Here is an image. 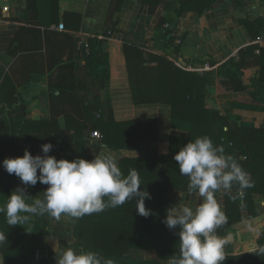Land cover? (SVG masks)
<instances>
[{
    "label": "crops",
    "instance_id": "1",
    "mask_svg": "<svg viewBox=\"0 0 264 264\" xmlns=\"http://www.w3.org/2000/svg\"><path fill=\"white\" fill-rule=\"evenodd\" d=\"M178 1L147 4L144 0H121L116 9L117 0H58L57 13L49 14L47 9L54 5L46 0L34 3L0 0V97L23 108L27 120L55 121L67 126L69 119L87 123L93 114L89 103H95L100 105L105 121L135 124L134 135L130 136L135 150L102 149L98 156L111 152L118 163L140 153L162 157L172 137H186L187 133L171 127L168 106L133 102L124 45L167 54L176 67L188 71L209 64L216 67L215 72L229 58L237 59L241 51L253 45L256 34L264 32V0H216L202 14L185 13L177 17L174 9L178 8ZM37 13L48 19L46 25L36 21ZM161 19L168 20L164 27L171 31L177 52L173 48L164 49L153 38ZM99 36L105 37L103 53L109 61V78L104 88L98 85L97 61L89 63L86 52L83 54L78 46L80 41ZM244 72L246 80L257 77L264 82V48L258 62L247 61ZM216 81L205 89L208 109L238 126L264 128V112L231 107L232 101L245 95L244 92L219 94ZM87 133V142H97L91 138L93 132ZM47 187L44 185L45 190ZM227 193L231 191L216 193L225 215ZM169 197V208L180 204L194 207L202 199L198 193L188 191H173ZM249 207L252 217L251 211L241 206V220L229 224L227 219L218 228L223 230L222 237L227 238L224 255H246L254 264H264V243H260L264 240V198L253 195ZM59 220L68 226L74 217L62 214ZM28 235L30 244L29 229ZM43 245L57 252L58 239L47 235ZM128 257L134 264H168L169 261L159 260L154 250H129Z\"/></svg>",
    "mask_w": 264,
    "mask_h": 264
},
{
    "label": "trees",
    "instance_id": "2",
    "mask_svg": "<svg viewBox=\"0 0 264 264\" xmlns=\"http://www.w3.org/2000/svg\"><path fill=\"white\" fill-rule=\"evenodd\" d=\"M38 0H31L34 3ZM49 14L57 13L58 0H46ZM121 0H117L118 9ZM147 4H156L159 0H144ZM216 0H179L174 9L177 17L185 13L202 14L210 10ZM36 21L42 25L48 23L40 13ZM35 20V19H34ZM167 19H161L153 37L163 44L164 49L178 46L173 43L172 33L165 28ZM260 33L256 34V37ZM255 37V38H256ZM103 40L89 38L81 48L86 52L88 62L98 63L100 75L99 87L104 88L109 78V61L103 53ZM256 46L252 45L241 51L239 57L229 58L215 72L198 74L178 68L170 61L167 54H154L133 46L124 45L129 87L135 104H163L169 107V120L173 129L187 133L186 137H172L168 151L162 157L140 153L138 157L122 158L118 166L126 177L130 169L138 172L141 191H147L151 199H145V207L151 214L144 217L136 211V202L129 201L122 206L107 208L100 213L74 218L68 226L65 222L50 217L37 215L28 223L30 225V244L23 251L21 239L24 226H10L5 215L0 213V232L6 240L0 242V264H57L62 251L71 247L77 254L82 251H94L104 260L113 264H134L128 257L129 250H154L159 260H169L179 256V229H169L163 223L169 209L170 193L188 191L189 180L179 172L174 156L180 147L197 137L208 136L216 146H222L225 154L233 156L250 176L249 187L233 184L227 193L226 216L229 224L241 220L240 208L250 210L252 196L257 194L264 198V128L236 125L230 123L226 116L205 105L206 86L213 85L219 94L244 92L232 103L234 109L264 112V82L257 77L246 80L245 67L249 59L258 62L260 55H255ZM84 54V53H83ZM261 54V53H260ZM93 114L87 123L35 122L25 119L24 109L7 102L0 97V206L16 188L26 187V202L31 204L33 198L43 199L44 185L25 186L14 174H8L2 167L6 158L22 157L25 149L33 156L43 155L41 145L51 143L54 147L48 154L68 161L82 158L93 160L102 149L111 151L135 150L131 137L134 135L133 122L116 123L105 121L100 105L90 104ZM73 124V128L69 125ZM76 126V127H75ZM72 129V131H71ZM86 132H99L100 139L95 143L86 141ZM87 133V134H89ZM39 175V172H38ZM253 216V212L249 213ZM222 229L217 234L222 237ZM51 235L58 239V250L52 252L43 245V238ZM264 241V240H263ZM261 241L260 243H264ZM221 264H254L246 255H224Z\"/></svg>",
    "mask_w": 264,
    "mask_h": 264
},
{
    "label": "clouds",
    "instance_id": "3",
    "mask_svg": "<svg viewBox=\"0 0 264 264\" xmlns=\"http://www.w3.org/2000/svg\"><path fill=\"white\" fill-rule=\"evenodd\" d=\"M51 143L41 145L43 155L33 156L25 149L22 157L6 158L4 170L19 178L25 186L38 182L48 187L43 199L26 202V187L16 188L0 206L10 226L28 224L34 216L49 215L59 220L62 214L80 218L115 208L135 201L139 215L148 217L151 212L145 207L149 192L141 191L137 170L130 169L125 177L111 152L96 156L91 161L76 158L72 161L57 160L48 155L53 150ZM179 172L189 180L188 192L198 193L201 201L195 206L180 204L167 210L163 223L167 228L179 229L180 254L172 256L168 264H221L224 261V246L227 238L217 234V229L227 223V216L216 193L229 191L233 184L249 187L250 176L231 155L225 154L222 146H216L208 136L190 140L179 148L174 156ZM39 172V175H38ZM6 240L0 232V242ZM264 251V249H262ZM57 264H113L94 251L77 254L66 247L57 259Z\"/></svg>",
    "mask_w": 264,
    "mask_h": 264
},
{
    "label": "built area",
    "instance_id": "4",
    "mask_svg": "<svg viewBox=\"0 0 264 264\" xmlns=\"http://www.w3.org/2000/svg\"><path fill=\"white\" fill-rule=\"evenodd\" d=\"M4 10H7V8H4ZM59 28L62 29L63 28V25L60 24L59 25ZM98 39L100 40H104L105 37L104 36H99L97 37ZM253 45L256 46V49H255V55H260L261 53V50L264 48V32H261L254 40H253ZM86 45V42L85 41H80L78 43V46L79 48L81 49L83 46ZM87 52V49L85 50ZM183 68V67H182ZM216 67H211L209 64H204L202 65L201 67L197 68V69H193L195 71H198L200 72L201 74L205 73V72H210V71H213ZM192 70V69H191ZM100 134L99 132H93L91 134V138L92 139H100Z\"/></svg>",
    "mask_w": 264,
    "mask_h": 264
},
{
    "label": "rangeland",
    "instance_id": "5",
    "mask_svg": "<svg viewBox=\"0 0 264 264\" xmlns=\"http://www.w3.org/2000/svg\"><path fill=\"white\" fill-rule=\"evenodd\" d=\"M178 68H181V67H178ZM186 70V69H185ZM193 72H196L198 74H201L200 72L198 71H195L192 69ZM30 225L28 226H25L24 229H23V236H22V239H21V243H22V247H23V251H26L28 246H29V235H28V229H29Z\"/></svg>",
    "mask_w": 264,
    "mask_h": 264
}]
</instances>
